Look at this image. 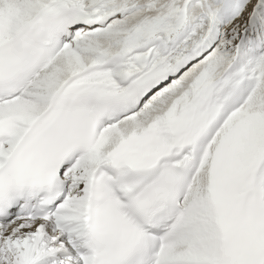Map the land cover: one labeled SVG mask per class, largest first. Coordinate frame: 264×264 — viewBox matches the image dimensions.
<instances>
[{
	"label": "snow or ice",
	"instance_id": "snow-or-ice-1",
	"mask_svg": "<svg viewBox=\"0 0 264 264\" xmlns=\"http://www.w3.org/2000/svg\"><path fill=\"white\" fill-rule=\"evenodd\" d=\"M0 264H264V0H0Z\"/></svg>",
	"mask_w": 264,
	"mask_h": 264
}]
</instances>
